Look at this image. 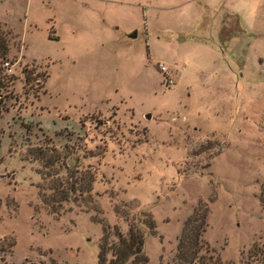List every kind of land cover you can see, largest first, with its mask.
Wrapping results in <instances>:
<instances>
[{"label": "rangeland", "instance_id": "1", "mask_svg": "<svg viewBox=\"0 0 264 264\" xmlns=\"http://www.w3.org/2000/svg\"><path fill=\"white\" fill-rule=\"evenodd\" d=\"M0 30V264H97L121 203L172 264L199 202L211 254L264 264V0H0Z\"/></svg>", "mask_w": 264, "mask_h": 264}, {"label": "trees", "instance_id": "2", "mask_svg": "<svg viewBox=\"0 0 264 264\" xmlns=\"http://www.w3.org/2000/svg\"><path fill=\"white\" fill-rule=\"evenodd\" d=\"M11 32L0 30V60H7L9 53V37ZM86 181V182H84ZM93 176L86 173L80 176H71L68 185L61 188H51V194H42V202L51 214L57 215V205L62 201L69 200L78 191L80 197L89 194ZM84 183V186H83ZM1 204V201H0ZM128 205L121 203L114 206V212L122 217L127 223V232L123 234L117 226H110L106 220H96L101 225L102 236L99 241L97 264H147L148 257L144 253L146 233L153 234L155 222L146 211L139 212L131 217L127 210ZM208 207L199 202L193 214L185 222L177 251L172 264H222L219 256L211 254L209 246L203 241L202 234L205 232ZM14 242L8 244L9 250ZM3 250H0V255ZM36 264V263H32ZM38 264V263H37Z\"/></svg>", "mask_w": 264, "mask_h": 264}, {"label": "built area", "instance_id": "3", "mask_svg": "<svg viewBox=\"0 0 264 264\" xmlns=\"http://www.w3.org/2000/svg\"><path fill=\"white\" fill-rule=\"evenodd\" d=\"M6 64H8V63H6ZM159 67H160V69H161L163 72H167V68H166L165 66L159 64Z\"/></svg>", "mask_w": 264, "mask_h": 264}, {"label": "water", "instance_id": "4", "mask_svg": "<svg viewBox=\"0 0 264 264\" xmlns=\"http://www.w3.org/2000/svg\"><path fill=\"white\" fill-rule=\"evenodd\" d=\"M131 37L135 38L136 37V33H134ZM147 118L150 119L151 118L150 115H148Z\"/></svg>", "mask_w": 264, "mask_h": 264}]
</instances>
